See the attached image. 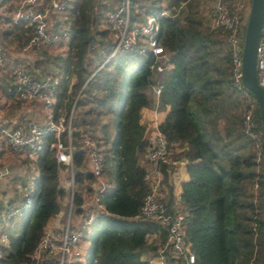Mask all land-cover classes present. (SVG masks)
Instances as JSON below:
<instances>
[{
	"label": "trees",
	"instance_id": "obj_1",
	"mask_svg": "<svg viewBox=\"0 0 264 264\" xmlns=\"http://www.w3.org/2000/svg\"><path fill=\"white\" fill-rule=\"evenodd\" d=\"M19 1H4L9 14ZM120 1L69 0L51 21L55 32L61 31L60 23L66 27L53 49L39 44L23 50L33 36L32 26L26 20L13 24L9 16L0 21V46L8 67L20 66L33 78L55 77L53 117L68 118L74 106L71 128L89 132L105 150L103 174L110 186L101 202L106 213L90 229L87 264H150L141 259L142 253L153 255L166 239V227L139 216L149 192L147 167L140 162L148 143L142 111L156 103L165 112L158 129L167 150L172 158L187 160L188 175L179 183L175 201L174 168L161 164V190L167 193L162 200L170 213L185 214V242L195 264H264V168L256 172L250 141L241 128L242 105L231 84L227 31L208 30L204 15L208 0H131L130 24L157 14L163 6L170 8V16L158 18V40L166 57L156 59L142 52L143 40L138 37L130 47L110 56L115 39L102 22ZM235 1L228 0V4ZM226 74L238 104L235 112L228 109L230 94L222 88ZM2 81L11 84L13 78L4 72ZM157 85H161L158 99L153 90ZM0 89L11 102L7 107L11 115L22 102ZM65 138L66 131L61 135L64 142ZM54 141L55 135L48 133L38 154L34 200L20 231L17 220L5 228V206L0 201V235L7 232L1 264H32L29 254L48 221L63 209L65 192L59 189L57 178L68 166L57 162L51 148ZM72 143L74 206L81 215L86 202L82 192H93L94 178L86 170V149L79 137ZM255 179L260 184L257 203L250 192ZM253 220L259 222L260 245L254 259ZM173 260L185 264L181 256ZM39 264L55 261L44 255Z\"/></svg>",
	"mask_w": 264,
	"mask_h": 264
},
{
	"label": "built area",
	"instance_id": "obj_2",
	"mask_svg": "<svg viewBox=\"0 0 264 264\" xmlns=\"http://www.w3.org/2000/svg\"><path fill=\"white\" fill-rule=\"evenodd\" d=\"M5 0H0V21L9 20L16 24L19 21L26 20L32 26L33 36L30 43L23 50L31 45L56 46L61 39V34L66 27L60 23V30L53 31L50 26L52 18L60 14L67 6L69 0H20L9 11L5 7ZM246 0H237L230 6L228 0H208L205 8V18L208 30L227 31L226 42L229 46L230 54V72L231 84L238 93L242 102L241 108V128L245 136L251 142L253 151V160L256 164V172L264 168V143L263 132L260 117L257 114V101L242 84V44L244 34L245 12L247 7ZM131 0H121L110 9L102 26L112 31L115 45L110 56L130 47L136 38L143 40L142 52H150L156 59L166 57L163 47L158 40L159 24L158 18L170 16V8L163 6L155 15H148L142 23L130 24ZM246 21V20H245ZM257 79L264 86V22L261 35L257 46ZM158 71L162 67H156ZM9 72L13 82L7 85L5 90L8 94L15 95L21 100L22 104L38 103L45 106L48 118L43 123L28 121L24 126L8 127L0 124V139L7 148L14 153H20L22 158L31 164L32 172H28L24 180L16 184L17 194L8 199L5 203L4 218L5 228L11 225L13 220H18L28 214L34 200L35 182L39 177L37 167L38 154L42 150L46 135L53 133L55 141L51 143L54 156L57 162L68 166L65 173L58 176V187L64 190L69 196V202L64 203L62 209L63 221L54 224L55 227H48L39 243L29 254L32 264H39L44 257L48 255L53 258L55 264H80L85 252L82 250L81 241L85 233L90 231L97 217L106 213L101 202L102 193L109 187L108 179L103 174V163L105 160V150L92 139L89 132H83L78 135L81 145L86 149V170L91 172L94 178L93 192L91 194L83 190L85 198V214H76L74 206L75 195V171L72 166L73 150L72 143L75 135L72 134L71 121L73 116L72 106L68 118L60 116L57 119L53 117L51 107L54 102V94L58 87V80L52 75H45L42 78H33L24 68L20 66L8 67L6 56L0 46V80L2 73ZM158 99L161 92V85L153 88ZM156 134L148 140L147 146L143 152V158L149 164L145 172V180L148 183L149 192L144 197L140 208L139 216L149 220L156 221L167 228L166 239L162 246L156 250L153 258L149 260L150 264H173V258L182 257L185 264H195V257L185 242V214L179 210L173 213L168 211L166 203L162 200V171L161 164L173 167L186 166L187 160L184 158L176 159L170 156L171 152L167 150L166 140L155 125ZM66 131L65 142L61 135ZM1 175V174H0ZM260 184L257 179L252 182L250 192L253 196V202H258ZM165 192V191H164ZM62 222L61 225H59ZM259 222L253 220L251 228L253 231L254 253L253 259L259 250L258 231ZM7 245V232L0 235V264L3 248ZM87 255V254H86Z\"/></svg>",
	"mask_w": 264,
	"mask_h": 264
},
{
	"label": "crops",
	"instance_id": "obj_3",
	"mask_svg": "<svg viewBox=\"0 0 264 264\" xmlns=\"http://www.w3.org/2000/svg\"><path fill=\"white\" fill-rule=\"evenodd\" d=\"M46 47L49 49L54 48V46H46ZM7 85H10V84H5V83H3L2 80H0V86H2L4 88V90H5ZM1 90L2 89H0V124L2 126H7V124H8V127L13 128V127H18V126H24L28 121H34L33 120V118H34L33 117V114H34L33 106L35 103L22 104V105H20V107L16 108L11 115L9 114V115L3 116L1 114V112L7 110V106L11 102L7 101V99L2 95ZM148 111H150L149 115H147ZM156 112L159 115V121L157 123H152V122L150 123L151 125L149 127V132L151 134L147 137L148 140L156 134V129H155L156 126L155 125L158 124L162 120L165 112L158 108L157 103L153 107L144 109L142 111V120L148 119L150 121L152 120L153 114H155ZM145 115L148 117L145 118ZM34 119H35V122H38V123H43L45 121L41 117L34 118ZM250 143H249V146L251 148ZM19 158H21V154L11 152L7 148V145L3 141H1V139H0V162H1L0 171L7 170L6 173H4V174L2 173L0 175V201L4 204L3 206H5V203L8 199L13 198V197H9L10 190L8 191V189H11V187L15 188L16 184L18 182H21L22 180H24L25 176H22V174H20L17 170L16 171L14 170L16 165L18 166V164H19ZM140 162H141V164H144L146 167L149 166V164H147V162L145 161L143 156L141 157ZM173 168L174 169L172 171V181L175 185L174 194L176 196L175 201H177L178 196H179V183L181 181L187 180L188 175L186 172V166H178V167H173ZM13 170H14V172L11 175H9ZM15 189H17V188H15ZM166 196H167V193L165 190L164 198ZM62 218H63V215L61 213L58 216H56V218L52 217L48 221V227H51V226L55 227L54 224L59 223L61 220L63 221L64 218L63 219ZM61 224H62V222L59 225H61ZM86 244H87V242H86ZM83 246H85V241L82 243V247ZM154 255H155V252L153 255L150 252H144L141 255V259L144 261L145 260L149 261L151 258L154 257ZM173 264H176V263H173Z\"/></svg>",
	"mask_w": 264,
	"mask_h": 264
},
{
	"label": "water",
	"instance_id": "obj_4",
	"mask_svg": "<svg viewBox=\"0 0 264 264\" xmlns=\"http://www.w3.org/2000/svg\"><path fill=\"white\" fill-rule=\"evenodd\" d=\"M264 22V0H251L248 17L243 34L241 53L242 84L244 88L253 93L258 106L259 117L263 132L264 143V86L257 79V46ZM81 130H72L78 136ZM7 170L0 171V174Z\"/></svg>",
	"mask_w": 264,
	"mask_h": 264
},
{
	"label": "rangeland",
	"instance_id": "obj_5",
	"mask_svg": "<svg viewBox=\"0 0 264 264\" xmlns=\"http://www.w3.org/2000/svg\"><path fill=\"white\" fill-rule=\"evenodd\" d=\"M247 3H248V0H246ZM247 16H246V13H245V18L243 20V23L245 22ZM146 20V17H142V19L140 20V22H144ZM50 26L51 23H50ZM52 28V27H51ZM223 85H222V88L223 90L227 93V94H230V99H229V105H228V109L231 111V112H235L238 110V104H236L237 102L235 101V98L234 96L232 95V87L228 86V75H224L223 77ZM239 101L241 102V100L239 99ZM241 105H242V102H241ZM8 107V106H7ZM239 107H240V104H239ZM33 109H34V114H33V117L34 118H39L41 117L43 120H46L48 118V114L45 110V106L43 105L42 102H38L37 104L35 103L34 106H33ZM150 111H148V114L149 115ZM1 114L3 116H6L8 114V110H5L3 112H1ZM148 117L145 115V118ZM33 118V120L35 121V119ZM159 121V115L158 113L156 112L155 114H153V117H152V120H148V119H145V120H142L143 124L145 125L146 127V137H148L151 133L149 132V127H150V123H157ZM252 147V146H251ZM1 164V162H0ZM31 164H29L27 161L25 162L24 159L22 158H19V164L18 166L16 165V167L14 168V170L18 171L20 174H22V176H25L28 172H32V169L30 168ZM14 170L9 174L11 175ZM16 188V187H15ZM14 187H11V189H8V191L10 190L9 192V197H15L16 194H17V189H15ZM68 203L69 202V196L68 194H65L63 200H62V204H63V207L64 206V203ZM63 211H64V208H63ZM27 216V215H26ZM26 216L24 217H21L17 220V228L18 230L20 231L21 230V226L23 224V221L25 220ZM54 218H56V216H54ZM90 231H88L87 233H85V235L83 236L82 240L81 241H85V246L82 247V250L85 252V256L82 257V261L80 264H87V260H86V254H87V248H88V245H89V236H90ZM87 242V244H86Z\"/></svg>",
	"mask_w": 264,
	"mask_h": 264
}]
</instances>
